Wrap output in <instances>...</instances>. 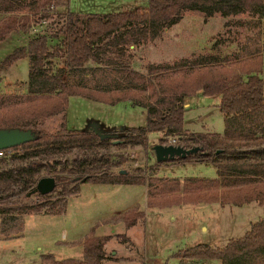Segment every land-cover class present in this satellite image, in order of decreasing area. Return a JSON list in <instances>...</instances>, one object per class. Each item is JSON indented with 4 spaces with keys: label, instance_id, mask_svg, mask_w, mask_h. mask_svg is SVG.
I'll return each instance as SVG.
<instances>
[{
    "label": "trees",
    "instance_id": "obj_1",
    "mask_svg": "<svg viewBox=\"0 0 264 264\" xmlns=\"http://www.w3.org/2000/svg\"><path fill=\"white\" fill-rule=\"evenodd\" d=\"M61 4L60 0H0V43L29 33L43 20L57 23L52 33L33 34L0 60V77L19 60L30 61L27 91L0 96V128H30L37 134L31 141L4 148L0 155L3 231L24 214L63 213L68 196L80 190V180L147 184L148 205L153 206L243 205L254 200L264 204V0H148L144 9L68 12L56 20L55 9ZM189 12L206 21L215 16L238 18L227 21L226 31L213 43V48L228 49L222 58L199 54L145 66L137 60L138 48L160 39ZM54 21L49 28L56 25ZM50 39L59 42L51 45ZM66 70L90 75L96 85L68 83ZM198 92L221 95L224 133L185 129V99ZM72 97L109 105L130 102L146 110L147 124L69 130L65 113ZM55 116L62 121L50 132L46 123ZM151 132L163 133L161 143L176 136L177 144L201 146V151L172 161L211 163L218 175L167 177L133 167L137 158L127 149L146 147ZM45 175H53L56 186L44 194L35 187ZM122 216L129 229L144 219L145 211L132 207ZM115 236L129 238L126 232L88 234L80 257L59 259L49 254L44 264H104L108 258L118 259L106 249ZM178 254L185 259L219 258L222 264H264V216L224 245L197 243Z\"/></svg>",
    "mask_w": 264,
    "mask_h": 264
},
{
    "label": "rangeland",
    "instance_id": "obj_2",
    "mask_svg": "<svg viewBox=\"0 0 264 264\" xmlns=\"http://www.w3.org/2000/svg\"><path fill=\"white\" fill-rule=\"evenodd\" d=\"M60 1L62 4L55 9L56 20L61 19L60 14L68 12L111 13L144 9L148 6V0ZM53 21L43 20L36 25L38 31L31 28L25 35H14L6 43H0V60L12 53L16 46L25 44L33 34L55 31V21L56 25L49 28ZM223 22L221 16L212 17L205 22L204 17L197 12L186 13L180 23L170 30L169 40L165 41L168 44L159 43L164 39L162 36L138 48L137 60L141 59L145 66L149 62L172 60L178 55L209 49L222 34L219 31ZM58 42L57 39H50L51 45ZM29 66L28 58L21 59L7 74L0 77V96L24 94L27 91ZM262 77L264 78V66ZM65 80L68 83L82 81L90 86L96 85L90 75L81 76L68 70ZM220 102L219 95L199 93L187 96L185 129L191 132L224 133L225 120L219 107ZM65 116L69 130L84 129L91 119L99 120L109 127H140L147 124V112L140 106H133L130 102L109 105L84 97H72ZM61 121V116L49 118L46 129L56 131ZM160 136V132H151L146 147L137 145L127 149L128 154L134 153L137 158L132 163L133 167L141 166L148 174L154 172L167 177L218 175L213 164L202 161L158 163L151 146L160 142ZM80 182V190L67 198L68 216L43 212L24 214L16 222H8L6 231H3L0 217V264H44L48 262L49 254L59 259L80 257L82 241L88 234L111 232H126L129 238L125 240L115 236L107 242L108 254L119 258H108L104 264H220L219 258L185 259L178 253L197 243L224 245L230 238L243 235L251 227L252 221L264 216V205L256 202L225 204L223 208L215 204L191 205L188 202L153 206L148 205L143 195L144 184ZM134 200L135 203H132ZM132 207L145 211V217L128 229L122 216L125 210L122 213L118 211ZM95 222L96 225L93 224ZM17 228L19 230H15Z\"/></svg>",
    "mask_w": 264,
    "mask_h": 264
},
{
    "label": "water",
    "instance_id": "obj_3",
    "mask_svg": "<svg viewBox=\"0 0 264 264\" xmlns=\"http://www.w3.org/2000/svg\"><path fill=\"white\" fill-rule=\"evenodd\" d=\"M104 124L95 119L88 121L86 128L94 129L99 128L102 130ZM37 137L33 129H22L19 127L0 128V149L9 148L27 141H31ZM155 152L156 160L172 161L176 157L186 158L192 153L201 151V146L195 145L192 147H185L181 144L173 143H155L151 146ZM126 171V170H123ZM56 186V179L53 175H45L39 178L35 191L41 193H49L54 190Z\"/></svg>",
    "mask_w": 264,
    "mask_h": 264
},
{
    "label": "crops",
    "instance_id": "obj_4",
    "mask_svg": "<svg viewBox=\"0 0 264 264\" xmlns=\"http://www.w3.org/2000/svg\"><path fill=\"white\" fill-rule=\"evenodd\" d=\"M222 19H224V22H223V24H222V29L219 31L220 33H224L225 31H226V27H225V24H226V22L227 21H229L227 18H223L222 17ZM208 20H210V19H208ZM208 20L206 21L205 20V22H208ZM180 22H178V23H176L175 25H173L171 28H169V29H167L166 31H165V33H164V35H163V37H164V39L163 40H161V42L159 41V43L160 44H162V45H166V44H168L167 42H168V40H169V33H170V30L172 29V28H174V26H176L177 24H179ZM263 26H264V20H263V22H262V30H263ZM165 41H167V42H165ZM263 41H264V33H263ZM262 41V42H263ZM173 43V42H172ZM214 43V42H213ZM212 44V43H211ZM228 52V49L224 46V48L222 47V48H213V44L210 46V48L208 49H204V50H202V51H200V52H197V53H187L186 55H178V56H176L174 59H172V60H175V59H179V58H183V57H191V56H193V55H199V54H210V55H212V54H214V55H217L218 57H220V58H222L226 53ZM264 55V54H263ZM199 93H201V92H198V93H196V94H199ZM217 95H219L220 96V98H221V95L220 94H217ZM185 107H186V105H185ZM187 109V108H186ZM186 130H188V131H190L191 132V130H189V129H186ZM209 132H212V131H209ZM217 133H219V132H217ZM160 134H161V136L160 137H162L163 136V133L162 132H160ZM149 135V134H148ZM159 137V138H160ZM156 142V141H155ZM154 143V142H153ZM193 161H195V160H193ZM163 162H166V161H163ZM167 162H171V161H167ZM174 162H180V161H174ZM116 185H122V184H119V183H115ZM127 185H131V184H127ZM143 195H145V198H146V201H147V199H148V187H147V184H144V192H143ZM77 200H78V198H77ZM253 202H256V203H259L258 201H256V200H254V201H251V202H247V203H253ZM132 203H135V200L132 202ZM189 204H191V205H201V204H215V205H217L218 207L220 206V208H223L225 205H222L221 203H219V202H214V203H190V202H188ZM187 203V204H188ZM247 203H245V204H247ZM260 204V203H259ZM262 205H264V204H262ZM124 210H126V208H123V210H119L118 212L119 213H122ZM66 210L63 212V214L65 215V216H68V215H66ZM65 218H67V217H65ZM259 219V218H258ZM257 219V220H258ZM253 222H255V220L254 221H252L251 222V225H252V223ZM92 223V222H91ZM96 223L97 222H95V223H93L94 225H96ZM204 226H206V225H203V227ZM207 227V226H206ZM113 259V258H112ZM220 264H222V261L220 260Z\"/></svg>",
    "mask_w": 264,
    "mask_h": 264
},
{
    "label": "built area",
    "instance_id": "obj_5",
    "mask_svg": "<svg viewBox=\"0 0 264 264\" xmlns=\"http://www.w3.org/2000/svg\"><path fill=\"white\" fill-rule=\"evenodd\" d=\"M36 25L37 24H34L32 26V29H34L35 31H38V28H36ZM170 143L177 144V137L176 136H171L170 137ZM1 154H4V149H0V155Z\"/></svg>",
    "mask_w": 264,
    "mask_h": 264
}]
</instances>
